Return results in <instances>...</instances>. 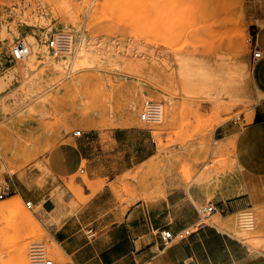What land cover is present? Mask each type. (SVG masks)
<instances>
[{"label":"rangeland","instance_id":"rangeland-1","mask_svg":"<svg viewBox=\"0 0 264 264\" xmlns=\"http://www.w3.org/2000/svg\"><path fill=\"white\" fill-rule=\"evenodd\" d=\"M254 25L264 26V0H0V84H6L2 93L12 94L23 79L14 69L23 60L15 61L11 49L18 39L27 43L31 31L46 47L50 39L68 34L73 39V56L81 47L90 53L86 62H74L64 69L39 64L38 83L45 102L38 101L37 109L42 117H17L22 108L11 113V129L5 128L0 141V182L17 193L0 200V264H18L19 240L23 241L24 264H30L29 247L34 242L44 245L53 264H67L51 250L47 232L36 217L37 208L27 209V196L21 198L18 193L53 196L61 189L86 201L82 187L93 189L95 185L86 172L67 178L55 172V151L62 143H74L77 130L97 137L107 130L132 127L135 132H123V146L114 151H126V156L138 149L152 152L156 144L152 164L148 160L114 183L123 201L158 190L166 165L186 184L197 175L218 170L220 142H216L215 158V128L242 115L243 122H248L258 101L251 95L210 97L199 92L195 77L182 73L185 67L195 69L199 60L222 59L225 66L231 64L233 75L248 73L252 88L262 87L264 50L259 48L261 57L252 58L257 38ZM69 50L70 46L65 53ZM49 56L57 58L51 50ZM145 100L160 105L161 118L156 123L139 118ZM16 138L21 144L14 143ZM14 204H20L22 211H10ZM244 211L253 217L249 230L238 225ZM261 217L254 208L242 209L225 218L239 234L222 231L244 243L256 238L264 241ZM29 218L36 226L30 221L22 227L20 222Z\"/></svg>","mask_w":264,"mask_h":264},{"label":"crops","instance_id":"crops-1","mask_svg":"<svg viewBox=\"0 0 264 264\" xmlns=\"http://www.w3.org/2000/svg\"><path fill=\"white\" fill-rule=\"evenodd\" d=\"M253 27L255 46L264 50V26ZM261 70L259 89L264 93V61ZM243 121L244 115L215 128L219 168L208 176L197 175L189 184L166 165L158 190L147 197L121 200L114 183L142 163L152 164L157 154L156 144L152 152L138 149L128 156L126 151L114 152L123 146V132H135L130 127L107 130L97 137L81 133L74 136V143H62L58 154L55 151L56 174L67 178L83 169L95 183L93 189L82 187L85 202L61 189L53 196L18 194L37 208L38 221L67 264H264L263 239L244 243L211 223L254 208L262 216L260 231L264 229V100L254 106L248 122ZM16 193L11 189L7 197ZM205 205L215 208L210 222L162 247L159 230L191 227Z\"/></svg>","mask_w":264,"mask_h":264},{"label":"bare ground","instance_id":"bare-ground-1","mask_svg":"<svg viewBox=\"0 0 264 264\" xmlns=\"http://www.w3.org/2000/svg\"><path fill=\"white\" fill-rule=\"evenodd\" d=\"M28 19L30 20V18H28ZM21 21H23V20H21ZM26 40H27V46L29 48V52H28L27 56L23 59V62H22L23 64H20V66L14 67V69L20 75L23 76V79L13 89V93L10 95H8L6 93H2L3 90L5 89L4 86L6 84H4V83H3V85L0 84V141L4 140L2 135L4 133L5 128L9 127L11 129V125H12L13 119H14V116H12L11 113H13L15 110L22 108L18 112L19 115H17L18 113H16L17 117H20L23 115H34V114H37L40 117H42V114L39 113L38 112L39 110L37 109L38 101L41 102V104H42V102H45V101H43L42 94L40 91V86L38 83V78H39V72H38L39 66L38 65L39 64L43 63V64H46L49 67H52L55 69H64V68H66V66L72 65L74 62H79V64L86 62V59H87L88 55L90 54L89 51H87V49H85V47H81L80 50H78V53L74 54V56H73L72 51H71V50H73L72 49L73 39L71 38L70 45H69L70 46V50H69L70 52L65 53V55H60L56 59L54 57H53L54 59H50L49 48L46 47L42 43V41L39 39L38 35L34 31H31L30 33H28L26 35ZM18 62L20 63V61H18ZM230 65H228V66L230 67ZM191 66L193 67V65H191ZM229 67L225 66L224 61L222 59H219V60L216 59V61L199 60L195 66V69L185 67L186 72L185 73L183 72L182 75L186 78L187 77H189V78L195 77L194 84L197 85L199 92L204 93L210 97H215L216 95H225V97L227 96L226 98L232 99L235 96L251 95L258 102L264 100L263 91H261L258 87H255L254 89L252 88V85H253L252 81L253 80L251 81L248 73H244L242 76H239L238 74L233 75L232 73L235 71H232V70H234L232 67H231L232 70H230ZM235 69H237V65L235 66ZM12 74H13V71H12ZM190 82H192V81H190ZM17 96H19L18 102L16 100ZM5 119H9L8 124L3 123V120H5ZM39 120H40V118H39ZM51 127H52V125H51ZM13 141L15 144H21L20 138H16ZM56 153L58 154V149H57ZM41 165H43V164H41ZM0 166H1V163H0ZM16 199H18V196L16 197ZM5 204L6 203L2 204V206L3 205L5 206ZM9 208H10V211L15 212V213L21 212L23 209L20 204L11 205ZM30 221H33V220H31L30 218L25 219V220H22L20 222V224L22 225V227H26V225ZM37 223L39 224L38 221H37ZM212 223H213V225H215L220 230L232 232V233L237 234V235L239 234V231L234 228V225L232 224V222L230 220L223 219L219 222L214 221ZM33 224L36 226V223H34V221H33ZM16 245H17L16 246V257H15L16 263L24 264L25 251H24L23 241L19 240ZM51 250L62 255V253L60 252L58 247L52 242H51Z\"/></svg>","mask_w":264,"mask_h":264},{"label":"built area","instance_id":"built-area-1","mask_svg":"<svg viewBox=\"0 0 264 264\" xmlns=\"http://www.w3.org/2000/svg\"><path fill=\"white\" fill-rule=\"evenodd\" d=\"M70 35L59 34L56 37L48 41V47L51 50L53 56L58 57L61 54L67 52L70 45ZM29 52L27 43L23 39H18L12 46L11 56L15 61L23 60ZM261 57V51L254 46L252 52V58L256 59ZM139 118L143 122L156 123L161 118L160 105L151 100H145L143 103L142 111L139 114ZM81 131L77 130L73 133V136H80ZM83 172V169L80 170ZM0 200L6 198L9 195V189L0 182ZM27 209L33 207L31 201H25ZM215 211L213 205H205L199 209V219L191 226L183 230L171 232L168 229H161L158 231L159 239L162 247L170 246L174 241H181L191 235L193 231L200 229L208 223V218ZM238 225L246 230L253 227V217L249 211L241 212L238 216ZM92 235L91 231H88ZM28 259L30 264H53V261L46 257V250L42 243L34 242L30 244Z\"/></svg>","mask_w":264,"mask_h":264}]
</instances>
